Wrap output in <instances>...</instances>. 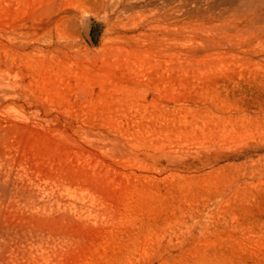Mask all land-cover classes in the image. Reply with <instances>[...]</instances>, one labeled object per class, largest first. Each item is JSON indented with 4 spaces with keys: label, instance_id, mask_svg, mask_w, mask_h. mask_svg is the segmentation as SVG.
Returning a JSON list of instances; mask_svg holds the SVG:
<instances>
[{
    "label": "rangeland",
    "instance_id": "374dc122",
    "mask_svg": "<svg viewBox=\"0 0 264 264\" xmlns=\"http://www.w3.org/2000/svg\"><path fill=\"white\" fill-rule=\"evenodd\" d=\"M120 2L0 0V264H264V0Z\"/></svg>",
    "mask_w": 264,
    "mask_h": 264
},
{
    "label": "bare ground",
    "instance_id": "6f19581e",
    "mask_svg": "<svg viewBox=\"0 0 264 264\" xmlns=\"http://www.w3.org/2000/svg\"><path fill=\"white\" fill-rule=\"evenodd\" d=\"M122 1V0H121ZM39 2H42L40 7H42V9L44 11H47L48 13V16L45 18V19H42L40 20L39 22H37L40 27H49V25L58 20V19H64L66 22H69V16L68 14L66 13H69V12H73L75 11L77 8H83L86 6V4L88 3H92L94 4L95 6H100V7H103V8H108L110 2H113V7H114V10H117L118 11V14H121L123 12H127L129 9L132 8V6L128 3H121L120 0H39ZM109 2V3H108ZM114 2H116L114 4ZM72 8V9H71ZM177 9V8H176ZM175 9V10H176ZM82 10V9H81ZM174 10V11H175ZM178 10V9H177ZM207 10V9H206ZM171 13V12H169ZM203 13V12H202ZM207 13V12H205ZM124 14V13H123ZM205 16V15H204ZM122 18V17H121ZM120 18V19H121ZM144 19V18H143ZM150 22V21H149ZM148 22V23H149ZM172 22V21H171ZM123 23V22H122ZM81 24L85 27L84 23L81 22ZM160 24V23H159ZM171 24V23H170ZM118 25V24H117ZM121 25V24H120ZM125 25V23H124ZM135 25V24H134ZM154 25H158V24H154ZM153 25V26H154ZM167 25V24H166ZM128 26V25H127ZM133 26V25H132ZM150 26H152L150 24ZM161 26V24H160ZM169 26V25H168ZM176 26V25H175ZM123 27V26H121ZM135 27V26H133ZM148 27V26H147ZM86 28V27H85ZM124 28V27H123ZM151 28V27H148V29ZM154 28L155 30V27H152ZM157 28V27H156ZM170 28V26H169ZM158 29V28H157ZM176 29V28H175ZM43 30V28H42ZM46 30V29H45ZM150 30V29H149ZM173 31L174 30V27L172 26V29ZM224 30V29H223ZM152 31V29H151ZM156 32V31H155ZM163 32V31H162ZM202 32V31H201ZM224 32V31H223ZM146 35V37H148V39H150L149 41L153 42V43H164L165 46L167 47H170L171 46V41L169 40V35H172V32H170L169 34H156V33H147L145 31V33L142 31L140 33L137 34V36H140V35ZM136 34H132L130 36H124L126 38V40H129V41H134V42H137L138 38H137ZM171 39V38H170ZM38 41V40H37ZM145 41V40H144ZM143 40H141V42H144ZM176 41V40H175ZM44 42V41H43ZM139 42V41H138ZM30 43H17L15 40H12L10 41V44H6V43H3L2 44V47L4 48L5 51H13L14 49H17V50H23V49H26L28 46H29ZM207 44L204 45L207 47ZM173 45V44H172ZM203 45V44H202ZM30 47V46H29ZM56 49H60L61 48V45H56L55 46ZM8 82V79L3 76V75H0V87L1 86H6L5 84ZM2 87V88H4ZM6 88V87H5ZM8 89V88H7ZM4 90V89H3ZM2 90V91H3ZM5 91V90H4ZM3 91V92H4ZM7 91V90H6ZM8 92V91H7ZM1 93V92H0ZM8 94V93H7ZM2 94H0V97ZM10 95V94H9ZM8 95V97H9ZM134 95V93H133ZM4 97H6L4 95ZM4 97L3 100L5 99ZM17 97V96H16ZM1 100V99H0Z\"/></svg>",
    "mask_w": 264,
    "mask_h": 264
},
{
    "label": "water",
    "instance_id": "95a60500",
    "mask_svg": "<svg viewBox=\"0 0 264 264\" xmlns=\"http://www.w3.org/2000/svg\"><path fill=\"white\" fill-rule=\"evenodd\" d=\"M82 32H83L86 40L89 43H92L91 26H90V24H88V26L86 28L82 25Z\"/></svg>",
    "mask_w": 264,
    "mask_h": 264
}]
</instances>
